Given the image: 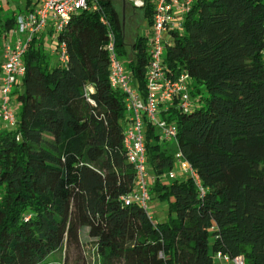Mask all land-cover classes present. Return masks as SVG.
<instances>
[{
    "label": "trees",
    "instance_id": "1",
    "mask_svg": "<svg viewBox=\"0 0 264 264\" xmlns=\"http://www.w3.org/2000/svg\"><path fill=\"white\" fill-rule=\"evenodd\" d=\"M142 10L151 27L154 4ZM109 32L145 98L150 39L128 48L113 0L72 17L60 36L65 65L51 67L34 45L24 57L11 94L17 123L0 129V264H48L56 252L67 264L70 248L81 251L76 264H216L218 254L264 264V0H194L169 33L167 74L192 85L188 112L174 102L162 113L177 144L146 127L151 196L167 203L166 221L121 201L136 174L123 143L125 94L109 81ZM178 150L201 189L168 178Z\"/></svg>",
    "mask_w": 264,
    "mask_h": 264
},
{
    "label": "built area",
    "instance_id": "2",
    "mask_svg": "<svg viewBox=\"0 0 264 264\" xmlns=\"http://www.w3.org/2000/svg\"><path fill=\"white\" fill-rule=\"evenodd\" d=\"M127 1L135 9L142 10L148 0ZM149 1L154 4L155 12L148 46L145 98L135 87L131 74L118 55L116 37L112 32L108 33L105 47L110 63V85L114 90L125 94L123 143L127 159L136 174L133 190L121 197V201L126 206L135 204L147 213L155 179L147 164L145 127L150 125L156 129L160 143L177 144V128L174 123L166 121L162 113L167 110L168 104L174 102L183 112H188L191 108L192 80L186 74L175 79L168 76L164 52L169 33L181 28L184 16L190 11L194 0ZM95 9L96 0H0V120L6 128H14L17 123L11 94L25 75L24 57L29 47H41L47 53L56 55L59 65H65L68 55L66 44L60 41V36L74 15ZM11 11L14 13L13 17L2 16L1 12ZM12 19L14 23L8 26ZM101 21L105 24L104 20ZM262 55L264 59V50ZM178 176L192 178L201 189L197 172L180 150L175 153L174 169L168 174V178L174 180ZM216 261L245 264L241 256L231 259L227 255L218 254Z\"/></svg>",
    "mask_w": 264,
    "mask_h": 264
},
{
    "label": "rangeland",
    "instance_id": "3",
    "mask_svg": "<svg viewBox=\"0 0 264 264\" xmlns=\"http://www.w3.org/2000/svg\"><path fill=\"white\" fill-rule=\"evenodd\" d=\"M114 6L117 8L121 18H122V26L125 33L126 43L129 48L133 40L138 35H148L149 39L151 38V27L148 26L146 20L143 17V10H138L132 7V5L127 0H113ZM2 16L5 17H13L14 13L11 12H1ZM45 50V49H42ZM46 54L49 55V62L50 66H56L58 63V57L56 55H51L47 53V51H44ZM17 105L13 103V108ZM0 125H5L0 120ZM12 129V128H11ZM146 131V127H145ZM153 187V186H152ZM1 195V193H0ZM153 195V194H152ZM149 211L148 215L151 216V218L155 221H166L168 216V206L167 203H160L155 198H151V201L148 203ZM88 230L82 229L81 230V238L83 242L84 252L87 255H91L93 253L94 244L91 240L88 238ZM65 253V252H64ZM64 253H53L49 258L47 259L48 264H62L64 259ZM81 251L75 250L73 248H70L68 251H66V259L67 264H76L79 261H81V256H79Z\"/></svg>",
    "mask_w": 264,
    "mask_h": 264
},
{
    "label": "crops",
    "instance_id": "4",
    "mask_svg": "<svg viewBox=\"0 0 264 264\" xmlns=\"http://www.w3.org/2000/svg\"><path fill=\"white\" fill-rule=\"evenodd\" d=\"M16 104L14 101L12 102V104ZM15 109H17V106L16 107H14ZM1 123V122H0ZM4 128H6V126L5 125H0V129H4ZM216 264H225V263H223V262H221V261H216Z\"/></svg>",
    "mask_w": 264,
    "mask_h": 264
}]
</instances>
